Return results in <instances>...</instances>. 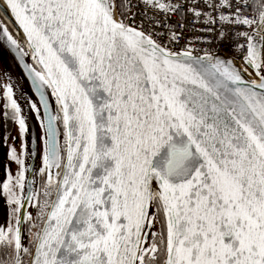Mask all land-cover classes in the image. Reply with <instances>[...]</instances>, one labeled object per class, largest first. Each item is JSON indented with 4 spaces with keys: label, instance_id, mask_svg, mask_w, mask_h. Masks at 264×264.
<instances>
[{
    "label": "snow or ice",
    "instance_id": "1",
    "mask_svg": "<svg viewBox=\"0 0 264 264\" xmlns=\"http://www.w3.org/2000/svg\"><path fill=\"white\" fill-rule=\"evenodd\" d=\"M200 3L2 0L42 153L9 78L0 264H264V0Z\"/></svg>",
    "mask_w": 264,
    "mask_h": 264
},
{
    "label": "water",
    "instance_id": "2",
    "mask_svg": "<svg viewBox=\"0 0 264 264\" xmlns=\"http://www.w3.org/2000/svg\"><path fill=\"white\" fill-rule=\"evenodd\" d=\"M0 3H2V0H0ZM0 16L1 18L7 23L9 29L15 33L17 31V26L15 25L14 21L10 19V13L7 12V10H0ZM26 62H29V58H25ZM237 67H241L240 63L238 61H235ZM243 63V61H242ZM0 68L2 71L6 72V75H4L6 81L9 83V78L11 80L15 96L19 98V93L21 91H24V81L27 84L34 100H37L38 97L36 96L34 90L31 87V83L28 80L25 70L20 66L19 61L16 58L15 52H13L10 48V46L7 45L6 41L0 42ZM251 71V69H249ZM254 75V74H253ZM245 80H252L250 76L245 73L244 75ZM256 79V77H255ZM24 80V81H23ZM3 103L0 104V181L2 180V167H3V156H4V144H3ZM35 149L36 152V139L35 143H33V136L30 137V143H29V155L31 156L32 150ZM36 156V155H35ZM27 178H29V173L26 175ZM2 201H0V206H2ZM3 213L2 209H0V223L3 221Z\"/></svg>",
    "mask_w": 264,
    "mask_h": 264
},
{
    "label": "flooded vegetation",
    "instance_id": "3",
    "mask_svg": "<svg viewBox=\"0 0 264 264\" xmlns=\"http://www.w3.org/2000/svg\"><path fill=\"white\" fill-rule=\"evenodd\" d=\"M0 22L2 23H5L7 25V23L1 18L0 16ZM8 26V25H7ZM31 61H29L30 63ZM1 70V68H0ZM24 81V80H23ZM24 93L26 94L27 97H30L34 100L27 84L25 83L24 81ZM15 96V95H14ZM15 98L17 99V102L20 104L22 110H23V115L25 116L26 118V122H27V127L29 129V132L26 136V140H25V144H26V155L24 156V159H25V162H26V165H30L32 166V168L34 170L38 169L41 165V153H42V141L40 140V136L42 135V130L36 120V117H35V114L32 113L28 107L26 106L25 104V100L22 99L20 96L19 98L15 96ZM35 101V100H34ZM3 104H4V101H3ZM53 107H54V104H53ZM4 110V109H3ZM3 126H4V129H3V134L4 136L7 135L8 136V144L10 143L9 140L11 139V137L14 135V131H15V126H16V130H18V125L14 122V121H11L9 120L7 122V127L5 125V120H4V117H3ZM35 136V139H36V156L35 157H32V156H28L29 155V143H30V137L31 136ZM16 139L17 141H19L20 143V146H17L15 149H16V152L18 153L19 150L21 149V139H20V134H19V131L17 133V136H16ZM4 144V143H3ZM7 151V152H6ZM5 152L8 153V146L4 145V156L2 158L3 160V167H2V178H3V172H4V167L6 164L9 163L8 160H6V157H5ZM7 156V154H6ZM18 169V168H17ZM28 173H26L27 175ZM32 178V173H29V179ZM2 181V180H1ZM31 210V209H29ZM2 223H4V218H3V221ZM0 223V224H2Z\"/></svg>",
    "mask_w": 264,
    "mask_h": 264
},
{
    "label": "built area",
    "instance_id": "4",
    "mask_svg": "<svg viewBox=\"0 0 264 264\" xmlns=\"http://www.w3.org/2000/svg\"><path fill=\"white\" fill-rule=\"evenodd\" d=\"M132 2L134 4H136V3L139 2V0H132ZM181 2L184 3V0H181ZM189 6H190V4L186 3L185 7L183 9V12L186 13V16H181L179 14H174V15H171L169 17V22L175 27V30L177 32L180 31V22H181V20H183L184 23L188 26L187 30L184 32V39H182L180 41V45H178L177 48H179V47L183 46L185 43H187V40L189 38L195 37L197 35H201V33L196 32L194 30V28H193V15L191 13L187 12V8ZM194 6L197 7V8L203 7V0H201L200 4H197V5H194ZM144 10L145 9H144V6L142 4L140 5V7H138V8L134 7L132 9L133 12H140V13H143ZM153 15H154L153 11L151 9H149L148 10V16H153ZM157 18L162 20L163 19V14L161 13L160 16H158ZM139 19H140V17L138 16L137 20L139 21ZM197 27H202V25H198ZM204 46L205 45H202V44H199V43L195 45V47H204ZM226 55L231 56L233 54L231 52H228V53H226ZM236 61L241 63L242 60L237 59Z\"/></svg>",
    "mask_w": 264,
    "mask_h": 264
},
{
    "label": "rangeland",
    "instance_id": "5",
    "mask_svg": "<svg viewBox=\"0 0 264 264\" xmlns=\"http://www.w3.org/2000/svg\"><path fill=\"white\" fill-rule=\"evenodd\" d=\"M8 84V82L6 81V79H5V77L3 76V78H1V80H0V85H7ZM2 95H3V90H2V88H0V104H2L3 103V99H2ZM14 98H15V96H14ZM16 99V98H15ZM3 106V105H2ZM4 111V110H3ZM3 113V112H2ZM17 133H18V130H16V126H15V131H14V135L11 137V139L9 140V145H12L13 144V140H12V138L13 137H15L16 138V136H17ZM17 146H20V143H19V141H17V139H15V143H14V147L16 148ZM7 152V151H6ZM5 152V157H6V160H8L7 159V156H6V153ZM20 152H21V149L19 150V152L17 153L18 155L20 154ZM10 168H11V173L13 174V175H15L16 174V172L18 171V166H17V164L16 163H14V162H11V164H10ZM5 178V176H4V172H3V178H2V180Z\"/></svg>",
    "mask_w": 264,
    "mask_h": 264
},
{
    "label": "bare ground",
    "instance_id": "6",
    "mask_svg": "<svg viewBox=\"0 0 264 264\" xmlns=\"http://www.w3.org/2000/svg\"><path fill=\"white\" fill-rule=\"evenodd\" d=\"M249 76H250V75H249ZM250 78L255 79L253 76H250ZM0 80H1V78H0Z\"/></svg>",
    "mask_w": 264,
    "mask_h": 264
}]
</instances>
